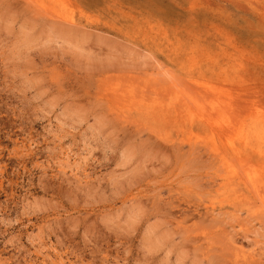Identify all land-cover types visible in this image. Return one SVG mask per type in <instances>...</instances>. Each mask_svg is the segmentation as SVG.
I'll use <instances>...</instances> for the list:
<instances>
[{
  "label": "rangeland",
  "instance_id": "374dc122",
  "mask_svg": "<svg viewBox=\"0 0 264 264\" xmlns=\"http://www.w3.org/2000/svg\"><path fill=\"white\" fill-rule=\"evenodd\" d=\"M0 264H264V0H0Z\"/></svg>",
  "mask_w": 264,
  "mask_h": 264
},
{
  "label": "bare ground",
  "instance_id": "6f19581e",
  "mask_svg": "<svg viewBox=\"0 0 264 264\" xmlns=\"http://www.w3.org/2000/svg\"><path fill=\"white\" fill-rule=\"evenodd\" d=\"M206 119H207V117H206ZM254 182V181H253Z\"/></svg>",
  "mask_w": 264,
  "mask_h": 264
}]
</instances>
